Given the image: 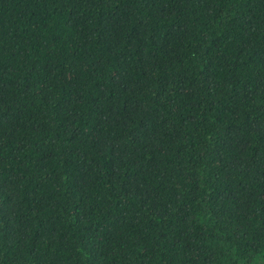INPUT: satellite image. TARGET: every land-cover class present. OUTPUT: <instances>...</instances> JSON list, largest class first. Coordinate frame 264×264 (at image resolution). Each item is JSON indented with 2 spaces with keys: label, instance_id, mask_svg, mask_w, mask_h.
Here are the masks:
<instances>
[{
  "label": "trees",
  "instance_id": "16d2710c",
  "mask_svg": "<svg viewBox=\"0 0 264 264\" xmlns=\"http://www.w3.org/2000/svg\"><path fill=\"white\" fill-rule=\"evenodd\" d=\"M0 264H264V0H0Z\"/></svg>",
  "mask_w": 264,
  "mask_h": 264
}]
</instances>
